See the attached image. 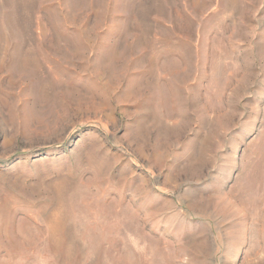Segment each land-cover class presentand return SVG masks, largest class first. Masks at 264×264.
I'll return each mask as SVG.
<instances>
[{"label": "rangeland", "instance_id": "rangeland-1", "mask_svg": "<svg viewBox=\"0 0 264 264\" xmlns=\"http://www.w3.org/2000/svg\"><path fill=\"white\" fill-rule=\"evenodd\" d=\"M0 264H264V0H0Z\"/></svg>", "mask_w": 264, "mask_h": 264}]
</instances>
